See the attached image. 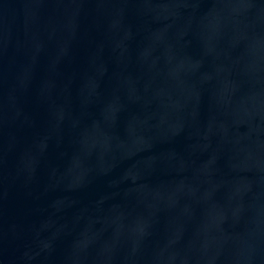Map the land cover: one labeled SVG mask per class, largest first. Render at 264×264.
<instances>
[{
	"label": "water",
	"instance_id": "obj_1",
	"mask_svg": "<svg viewBox=\"0 0 264 264\" xmlns=\"http://www.w3.org/2000/svg\"><path fill=\"white\" fill-rule=\"evenodd\" d=\"M0 264H264V0H0Z\"/></svg>",
	"mask_w": 264,
	"mask_h": 264
}]
</instances>
